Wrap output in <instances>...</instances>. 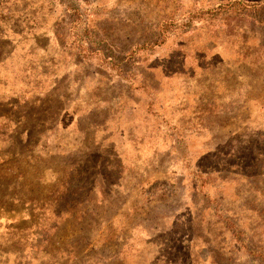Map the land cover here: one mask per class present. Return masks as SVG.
<instances>
[{"label": "rangeland", "instance_id": "obj_1", "mask_svg": "<svg viewBox=\"0 0 264 264\" xmlns=\"http://www.w3.org/2000/svg\"><path fill=\"white\" fill-rule=\"evenodd\" d=\"M0 59V264H264V0H0Z\"/></svg>", "mask_w": 264, "mask_h": 264}, {"label": "trees", "instance_id": "obj_2", "mask_svg": "<svg viewBox=\"0 0 264 264\" xmlns=\"http://www.w3.org/2000/svg\"><path fill=\"white\" fill-rule=\"evenodd\" d=\"M1 61H3V59L1 60L0 59V63H1ZM1 69H2V66H0V71H1ZM30 70H31V68L30 67H28V68H25V69H23L22 70V74H24V79H28V78H30V79H34V78H31V77H29V76H32V75H36V73H31L30 74ZM0 73H2V72H0ZM3 74H0V85L2 84L4 87H6V83L5 82H7V81H10V77L9 76H7V75H3ZM29 75V76H28ZM19 92V91H18ZM5 95H7V94H5ZM10 95L11 94H9V95H7L8 97H10ZM8 100H10V98L8 99ZM7 102L8 101H6V100H3L2 98H1V100H0V117L3 119H5L6 121H8V122H11V121H14L15 119L13 118V116L10 118L9 116H5V117H3V115L7 112L6 111V105L5 104H7ZM11 102V101H10ZM4 105V107H2ZM12 106V104H10V106H8L9 107V110H12L11 107ZM15 108V107H14Z\"/></svg>", "mask_w": 264, "mask_h": 264}]
</instances>
